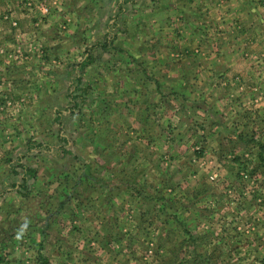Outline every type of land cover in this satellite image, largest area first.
Masks as SVG:
<instances>
[{"label":"crops","instance_id":"0c3cea01","mask_svg":"<svg viewBox=\"0 0 264 264\" xmlns=\"http://www.w3.org/2000/svg\"><path fill=\"white\" fill-rule=\"evenodd\" d=\"M20 10L15 3L5 10L17 26L23 19ZM46 11L42 13L37 8L25 14L27 16L23 17L29 19L26 29L20 26L8 28L6 22L0 21V48H5L9 42L15 43V39L20 43L21 37L28 35L33 39L30 26L36 29L42 24L45 26L52 14L63 19L69 17L64 31L57 32L55 38L63 37L67 43L69 39L77 38L80 40L77 41L79 52L73 58L68 50L60 77L70 82L69 61L75 59L76 64L90 55L91 61L78 73L79 85H83L86 93L90 89L99 93L84 96V101L90 99L95 108H110L109 119L103 121L112 122L115 128L111 130L117 136L125 135V140L132 145L135 138L144 139L147 144L152 140L177 138L181 144L185 142L181 147L190 148L192 156L207 154L213 161L236 154L233 148H225L224 143L240 140L243 145L240 147L241 167L254 170L249 173L254 189L262 190L264 181L258 179L256 169L264 165V0H158L156 3L150 0H88L80 10L81 22H77L72 12L66 15L49 8ZM57 20H51L49 26L58 28L63 20L58 24ZM79 24L84 26L81 34L78 33ZM1 53L0 49V89L3 91L0 102L4 107V104L8 105L6 100H14V90L20 84L18 75L21 74L22 60L6 63ZM54 99L61 101L65 109L70 106L69 98L65 100L59 96ZM65 109L63 113L68 111ZM117 116L124 118L119 120ZM98 120L101 121L102 116ZM7 122L0 116V129ZM174 125V132L167 135L168 128L173 129ZM247 142L254 147L251 143L247 146ZM150 146L141 150L142 158L134 147L128 152L129 157L148 165L149 170L153 153ZM248 156H253L252 164H249ZM115 165L116 172L111 178L116 180L115 186L132 188L135 182L132 176L125 178L123 175L125 167H122L120 157ZM26 166L36 169L31 164ZM116 167L121 169L116 170ZM112 194H104L108 196L106 201L101 200V195L93 202L88 199L83 206L111 203L119 196L111 197ZM127 198L134 201L131 196ZM125 207L117 211L113 206L112 210L123 214L125 209L123 218L126 220L128 208ZM135 213L138 214L139 210L135 209ZM95 217L104 224L105 218H101L97 210ZM112 218L114 224L115 215ZM5 231L0 230V234L4 235ZM12 232L13 237H3L1 242L0 250L7 254L3 264H32L38 254L43 255L45 264H139V259L143 260L141 263L149 264L155 260L157 251L156 242L144 237L147 235L145 230L105 228ZM162 234L165 236V230ZM11 239L13 245H10ZM82 239L86 240L85 245L88 240L95 241L92 257L88 256L86 247L82 254ZM258 246L254 255L262 257V243ZM25 251H29V255ZM11 252L14 253L12 257ZM159 261L160 264L173 263L167 261L165 249ZM196 261V264H215L210 260V253L205 251L201 252L199 260L179 259L174 264H194Z\"/></svg>","mask_w":264,"mask_h":264},{"label":"rangeland","instance_id":"374dc122","mask_svg":"<svg viewBox=\"0 0 264 264\" xmlns=\"http://www.w3.org/2000/svg\"><path fill=\"white\" fill-rule=\"evenodd\" d=\"M87 2L0 0V21L6 22L8 28L17 29L20 26L26 29L29 19L23 17L27 16L25 14L37 8L42 13H46L47 8L52 12L58 8L57 12L66 15L72 12L77 22H81L83 16L80 10ZM11 3L21 8L23 19L19 26L5 11ZM52 15L51 20L54 22L58 19L57 24L63 20L57 29L49 26L51 20L38 29L30 26L33 39L28 35L21 37L20 43L15 39V43L9 42L5 48H0L6 63L22 60L21 74L18 75L20 84L14 90V100H6L8 105L4 104V107L0 102V116L8 121L0 129V230H7L4 235L0 234V246L3 237L14 236L12 230H145L147 235L144 237H150L157 244L155 260L149 264H160L164 249L167 261H173L172 264L179 259L199 260L204 251L210 253V260L215 264H264V182L262 190H255L250 174L238 171L242 163L241 141L225 142L224 147L229 150L233 148L236 154L219 158V161L224 160L219 162L213 161L207 154L192 156L190 148L182 149L185 142L181 144L177 138L158 139V142L152 140L148 144L144 139L135 138L132 145L125 140V135L117 136L111 130L115 128L112 122L103 121L109 119L110 108H95L90 99L84 101V96H95L98 91L90 89L88 93L72 99L71 94L75 93L76 88L75 77L79 76L75 59L69 61L68 70L72 71L69 74L70 82L60 77L68 50L71 53L69 56L75 58L79 52L77 41L80 40L69 39L68 43L63 37L56 40L57 32L64 31L69 17L63 19L60 15ZM78 27V33H83L84 26L79 24ZM44 56L47 59L44 60ZM81 89L84 87L78 82L76 92ZM1 90L0 93L3 92ZM64 92L65 95L67 92V96ZM59 96L65 97V100L69 98L70 106L67 105V109L62 107L61 101H54ZM74 100L79 101V108L71 107ZM64 109L68 111L63 113ZM56 113L60 114L59 118ZM117 118L120 120L124 117ZM175 128V125L173 129L170 126L167 135ZM165 134L163 132V136ZM250 143L247 142V146ZM149 146L153 152V158L149 159L150 170L148 165L128 154L134 147L142 158L141 150ZM118 150L120 154H117ZM171 153L176 155L172 156ZM117 157L123 160L122 167L125 168L122 173L125 178L132 176L135 182L130 189L128 186H115L116 180L111 179L116 172L113 166H116ZM252 158L248 156L249 164H252ZM15 163L31 164L36 168L34 177L26 179L24 183L26 191L19 190L25 193L15 191L17 185L11 186L13 182H21L23 173ZM112 167L113 172L110 171ZM119 169L116 167V170ZM237 172L242 175L241 178L236 177ZM257 173L258 179L264 181V165L256 169ZM110 192L114 193L111 197H121L103 206L95 207L93 203L83 206L88 199L93 202L100 195L101 200L106 201L108 196L104 194L111 195ZM112 205L117 211L126 206L130 211H127V219L123 218L125 209L122 210L123 214L115 212ZM135 209L139 210L138 214ZM96 210L101 218H105L102 219L103 225L95 217ZM9 241L10 245L14 244L12 239ZM83 242L86 240H81L84 245L82 254L87 250L88 256L92 257L95 241L88 240L86 245ZM260 243L263 246L260 248L262 257H257L254 255L257 251L255 248ZM4 252L0 250V264L6 260L7 254ZM12 255L14 253L11 252ZM35 259L32 264H45L42 254ZM142 261L139 259L138 263L146 264Z\"/></svg>","mask_w":264,"mask_h":264},{"label":"trees","instance_id":"16d2710c","mask_svg":"<svg viewBox=\"0 0 264 264\" xmlns=\"http://www.w3.org/2000/svg\"><path fill=\"white\" fill-rule=\"evenodd\" d=\"M91 61V59H90V55H86L85 57H83L82 59H81V61L80 62H78L77 64H76V66H77V72L79 73L80 71H81V69L86 65V64H88L89 62ZM78 82H79V76H76L75 77V83H76V85H75V89H74V91H75V93L74 94H71V96H72V99H75V98H77V97H80L81 96V94L82 93H84V94H86V91H85V89H81V90H79V92L77 93L76 91L78 90ZM83 97V96H82ZM71 107L72 108H75V107H77V108H79V101H72L71 102ZM58 115H60V114H57L56 115V117H58ZM59 118V117H58ZM16 166H19L20 167V169H22V176H21V182L19 183V184H15V182H13L12 184H11V186H16L17 185V188L15 189V191H17V192H21V191H19V190H21V189H26L25 187V181H26V179H28V178H33L34 177V172H35V170L33 169V168H30V167H28V166H26V165H24V164H19V163H16ZM13 170V169H12ZM239 170H242V171H244L245 173H251V171L253 172L254 170L253 169H251V171H248L247 172V170H245V167H241V168H239ZM238 170V171H239ZM13 171H15V170H13ZM236 177L237 178H241V174L240 173H236ZM26 191V190H25ZM25 191H22L21 193H25Z\"/></svg>","mask_w":264,"mask_h":264}]
</instances>
